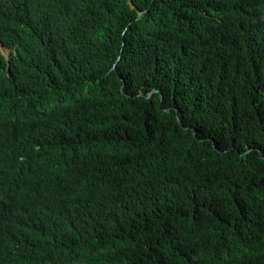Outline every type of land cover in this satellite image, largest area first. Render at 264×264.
<instances>
[{
    "label": "trees",
    "instance_id": "1",
    "mask_svg": "<svg viewBox=\"0 0 264 264\" xmlns=\"http://www.w3.org/2000/svg\"><path fill=\"white\" fill-rule=\"evenodd\" d=\"M81 1L89 31L0 34V152L85 194L36 231L78 264H264V0Z\"/></svg>",
    "mask_w": 264,
    "mask_h": 264
},
{
    "label": "clouds",
    "instance_id": "2",
    "mask_svg": "<svg viewBox=\"0 0 264 264\" xmlns=\"http://www.w3.org/2000/svg\"><path fill=\"white\" fill-rule=\"evenodd\" d=\"M13 7L0 4V34L16 23L14 47L26 40L36 38V32L48 17L77 32L91 30L86 21L84 3L81 0H15ZM47 3V4H45ZM29 15L17 17L19 10ZM87 16V15H86ZM7 49V55L4 53ZM14 53L0 41V55L6 66ZM13 103L0 107V125L15 113ZM21 158L10 152H0V264H78L81 248L67 236L52 232H38L42 224L56 225L69 219L85 200L78 186L67 185L56 177L45 175L28 180L18 177L17 161ZM51 189L63 198L55 201Z\"/></svg>",
    "mask_w": 264,
    "mask_h": 264
},
{
    "label": "rangeland",
    "instance_id": "3",
    "mask_svg": "<svg viewBox=\"0 0 264 264\" xmlns=\"http://www.w3.org/2000/svg\"><path fill=\"white\" fill-rule=\"evenodd\" d=\"M7 51H8L7 49H4V53H5V55H7V54H8V53H7Z\"/></svg>",
    "mask_w": 264,
    "mask_h": 264
}]
</instances>
